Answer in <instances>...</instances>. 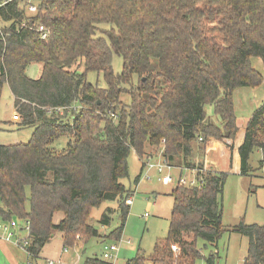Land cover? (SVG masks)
Listing matches in <instances>:
<instances>
[{
	"label": "trees",
	"instance_id": "1",
	"mask_svg": "<svg viewBox=\"0 0 264 264\" xmlns=\"http://www.w3.org/2000/svg\"><path fill=\"white\" fill-rule=\"evenodd\" d=\"M113 54L122 59L119 73L112 68ZM251 57L264 66V0H11L1 5L0 94L6 84L17 126L33 131L25 143H0V219L29 222L23 248L28 257L37 258L57 232L63 249L100 238L90 213L107 200L117 202L120 223L102 241L117 242L131 198L120 182L128 177V156L133 150L140 160L146 145L162 142L166 165L196 171L199 183L175 184L167 235L151 254L137 252L127 264H196L202 258L197 240L216 245L225 231L247 237L242 264H264V225L240 220L224 226L220 197L227 173L203 169L210 138L236 139L234 91L263 81ZM33 62L42 66L38 78L25 73ZM89 73L101 74L105 86L91 83ZM61 137L67 138L65 146L54 147ZM255 149L263 163L264 101L248 118L237 148L241 174L251 171ZM142 168L141 162L136 184ZM109 212L101 214L100 225L110 223ZM205 260L213 264L214 255ZM82 264L112 263L101 252Z\"/></svg>",
	"mask_w": 264,
	"mask_h": 264
},
{
	"label": "rangeland",
	"instance_id": "2",
	"mask_svg": "<svg viewBox=\"0 0 264 264\" xmlns=\"http://www.w3.org/2000/svg\"><path fill=\"white\" fill-rule=\"evenodd\" d=\"M250 62L255 70L263 74V81L257 87H240L233 93L237 125L240 130L244 128L253 110L264 101V66L258 57H251ZM121 67V57L113 54L112 68L114 72L119 73ZM38 69L39 66L36 63H32L27 68V74L35 78L38 76ZM79 69L82 70V67ZM87 78L91 83L97 81L99 86H105L101 74L97 76L95 73H89ZM121 99L124 102H128L126 94H123ZM11 113L12 99L8 86L4 84L0 94V143L27 142L33 127L18 128L17 124H9L7 121L11 118ZM206 113L214 119L216 118L212 107L206 106ZM212 140L215 139H209L207 145ZM66 143L67 138L61 137L54 142L53 146L62 148ZM162 149V142L157 146L146 145L145 153L140 160L133 150L128 156V177L122 178L120 182L131 192L130 206L122 236L115 242L119 246V251L110 260L112 264H127V261L136 256L137 252L148 256L153 252L155 243L167 235L169 216L173 204L171 189L177 183L176 181L180 174L179 169L176 167H163L161 176L170 174L172 181L158 180L160 175L157 172H151L155 170L151 169L148 177L144 176L143 171L138 184L134 183L135 177L140 173L141 162H143L145 157L161 156ZM209 159L217 162L216 171L227 173L220 197L223 225L231 227L238 224L240 220H243L246 224L264 225V162L261 163V151L255 149L251 153L249 158L251 171L246 174H241L236 169L237 164L235 161L230 167L228 157H219L218 151L210 152ZM158 161H161V159L151 160L152 163ZM203 169L209 168L204 167ZM187 172L182 170L181 176L186 179L190 178ZM106 208H110L108 213L110 223L103 226L98 223V220ZM60 217L61 214H57L55 221ZM90 222L98 229L101 234L100 238H92L86 244H83L80 239L78 243L76 242L69 249L66 248L64 252L61 243V233L57 232L51 241L44 245L39 256L34 259L27 257L25 251L21 250V252L20 250L12 249L7 242L3 243L4 249L0 242V264H9L8 259L10 256H6L9 253L7 248L15 256L20 253L22 262L20 264H45L47 259L54 260L55 264H82L83 259L86 257H101L103 235L115 229L120 223L117 202L107 200L99 207L93 208L90 213ZM21 224L23 225V221H21ZM21 235H23V232ZM105 242L110 243L107 240ZM247 242V237L236 232L227 231L220 236L216 245L205 246L204 242L198 239L197 245L201 249L202 258L198 259L196 264H207L205 259L211 254L214 255L213 264H242ZM79 243L82 244L81 247L77 246Z\"/></svg>",
	"mask_w": 264,
	"mask_h": 264
},
{
	"label": "built area",
	"instance_id": "3",
	"mask_svg": "<svg viewBox=\"0 0 264 264\" xmlns=\"http://www.w3.org/2000/svg\"><path fill=\"white\" fill-rule=\"evenodd\" d=\"M9 1H11V0H0V6L9 2ZM27 1H29V0H27ZM28 10L30 12H35L36 7L34 5H29ZM40 30H42V28H40ZM41 37L45 38L46 33L42 32ZM151 160H152L151 157H145V159L142 162L143 163L142 172L144 171V176L148 177L149 171L151 169H155L156 172L160 175L158 177L159 180L171 181L172 176L170 174H165L164 176H161V174L163 173V171H162L163 167L169 168L171 166L166 165L163 158L161 159V161H158L156 163H152ZM142 172H141V174H142ZM189 172L190 173L193 172L192 177L186 179L185 177L180 176L177 179V182L184 184L186 186H193V185L198 184L199 180L196 177V171L192 170ZM130 199L131 198H128L126 200V203L128 205H129ZM145 215H146V213H145ZM23 226L24 227H20L15 220L0 221V233H1L3 238H5L8 241H11L14 245L23 249L25 246L28 245L27 237H28V233H29V222L26 221ZM22 232H23V235L20 234ZM118 249H119V246L117 243H115V242H110V243L104 242L102 244V257H103V259H105V260L113 259L116 255ZM171 249L173 251H177V247L175 245H171ZM64 250L66 251V248ZM46 264H55V262L52 260H47Z\"/></svg>",
	"mask_w": 264,
	"mask_h": 264
},
{
	"label": "crops",
	"instance_id": "4",
	"mask_svg": "<svg viewBox=\"0 0 264 264\" xmlns=\"http://www.w3.org/2000/svg\"><path fill=\"white\" fill-rule=\"evenodd\" d=\"M33 63H35V62H33ZM32 64V63H31ZM38 66H39V72H38V76H36L35 78H38L39 76H40V74H41V70H42V66H41V64L40 63H36ZM30 65V64H29ZM28 65V66H29ZM28 66L26 67V70H25V73H26V75L28 76V77H30V78H32L31 76H29L28 74H27V68H28ZM8 90H9V88H8ZM10 96H11V99H12V113H11V118L7 121L9 124H17L18 123V121H19V117L17 116V114H16V112L13 110V97H12V95H11V93H10ZM237 124H238V122H237ZM18 127V126H17ZM19 128V127H18ZM243 137H244V128L242 129V130H240V127H239V132L237 133V136H236V139L234 140V142H232L231 140H228V139H225L224 141H219V140H212V141H210L211 143L210 144H208L207 145V147H206V149H205V154H204V157H203V165H204V167L205 168H213L212 170H215V167L217 166V162L215 161V160H210L209 159V154H210V152H212V151H218L219 152V157H223V156H226V158L228 157V159H229V166L231 167V164H233V161H235L236 162V164H237V167H236V169H238L239 170V156H238V153H237V148H238V146L242 143V141H243ZM211 139H214V138H210V140ZM232 145V149H229V147ZM158 158H160V159H162V157L161 156H158V155H153L152 156V160L153 159H158ZM231 161V162H230ZM141 162V161H140ZM176 168H178V167H176ZM179 169V168H178ZM179 171H180V174H179V177L182 175V171L179 169ZM186 171H188V170H186ZM151 172H156L155 170H153V171H151ZM187 173H189V174H187V175H189L190 177H192L193 176V172H187ZM178 177V178H179ZM177 178V179H178ZM159 180V179H158ZM161 181H163V180H161ZM172 181V180H171ZM177 182V181H176ZM138 184V183H137ZM137 186V185H136ZM130 206V205H129ZM0 221H3L2 219H0ZM17 223H18V225L21 227L22 226V224H21V221L20 220H15ZM25 224V222H23V225ZM20 234H22V233H20ZM0 242H1V246L5 249V246H4V244L3 243H5V242H7L8 243V245L12 248V249H16V250H22V251H25V250H23V249H21V248H19L18 246H16V245H14L11 241H8V240H6L5 238H3L2 237V235H1V233H0ZM61 243H62V238H61ZM101 243H103V241L101 240ZM77 246H82V244H78ZM62 248H63V246H62ZM70 247H68V249H69ZM102 248V247H101ZM21 251V252H22ZM63 251L65 252V250L63 249ZM118 251H119V249H118ZM7 252H9L6 256L7 257H9L10 256V258L8 259V263L9 264H20V263H22L21 262V255H20V253H18L17 254V256H15V255H13L12 253H11V251H8V248H7ZM102 252V251H101ZM41 253V252H40ZM39 253V254H40ZM118 253V252H117ZM25 254L27 255V257H28V254L25 252ZM116 256V255H115ZM244 258V257H243ZM47 260H52V259H47ZM46 260V261H47ZM52 261H54V260H52ZM242 261H243V259H242ZM55 262V261H54ZM45 264H46V262H45Z\"/></svg>",
	"mask_w": 264,
	"mask_h": 264
},
{
	"label": "water",
	"instance_id": "5",
	"mask_svg": "<svg viewBox=\"0 0 264 264\" xmlns=\"http://www.w3.org/2000/svg\"><path fill=\"white\" fill-rule=\"evenodd\" d=\"M210 169H212V168H210Z\"/></svg>",
	"mask_w": 264,
	"mask_h": 264
}]
</instances>
